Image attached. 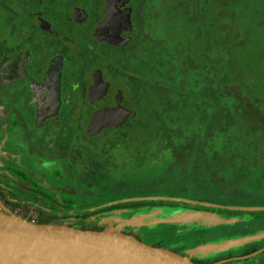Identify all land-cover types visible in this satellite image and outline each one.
I'll use <instances>...</instances> for the list:
<instances>
[{
	"label": "flooded vegetation",
	"instance_id": "flooded-vegetation-1",
	"mask_svg": "<svg viewBox=\"0 0 264 264\" xmlns=\"http://www.w3.org/2000/svg\"><path fill=\"white\" fill-rule=\"evenodd\" d=\"M161 1L0 0V212L35 224L106 229L98 215L130 210L122 199L135 195L125 196L126 187L144 182L146 159L160 160L144 151L146 105L158 107V133L176 129L184 107L189 116L194 111L182 90L190 63L169 57V67L157 63L151 73L144 66L141 21L159 22ZM211 2L199 0L184 16L203 19L213 13ZM216 12L224 21L223 2ZM161 79L175 83L165 101L148 90ZM181 99L177 112L165 113L167 101ZM104 115L117 122L103 124ZM120 229L129 231L126 220ZM218 253L205 264H264V237Z\"/></svg>",
	"mask_w": 264,
	"mask_h": 264
},
{
	"label": "trees",
	"instance_id": "trees-1",
	"mask_svg": "<svg viewBox=\"0 0 264 264\" xmlns=\"http://www.w3.org/2000/svg\"><path fill=\"white\" fill-rule=\"evenodd\" d=\"M236 3L239 6L237 17L241 19L239 24L246 27L250 34H247L244 42L237 45L235 51L227 48L225 63L222 58H219L217 63H213L208 53L197 51L196 47L187 46L185 51H180V46L173 41V49L169 52L172 62H175L178 66L182 62L187 63L185 56L188 55L194 57L192 62L193 64L196 63L197 66L194 65L193 68L185 70L186 73H184L188 83L182 86V90L185 95L191 96L192 102L186 105L192 106L194 111L190 113V116L186 115L182 118L183 122L179 125L182 133L186 139L201 138L209 156L216 155L220 160L229 158L232 161L233 166L231 168L229 166L219 171V176L228 183L229 187L221 189L215 182H212L203 191V187L199 185V182H190L187 179L184 183H181L177 180L175 184H170L169 196L221 205L264 206V127L261 129L251 128L250 121L241 114L236 97L225 92L223 80L224 75L228 79V75L230 76L232 72L236 71L238 75L232 74L230 81L240 83L245 66L241 67L239 63H256L259 61L256 55L264 58V0H238ZM238 56L241 57V61ZM176 71L180 73L178 67ZM208 78L210 82L207 81ZM244 88L247 93L254 92L250 94H258L261 97L259 106L264 108V85L258 91H253L251 86L244 85ZM224 108L230 119L220 121L217 126L211 128L209 133L207 129L212 124L213 114L223 111ZM154 164L156 163L153 162V158L146 159V165L151 167V170H144L145 178L156 175L159 172L157 168L164 167V162H159V166ZM162 186H166V184L163 183ZM184 190L186 193L183 192ZM120 204L118 203L117 207ZM126 204L130 210L122 213L125 220L134 212H147L157 208L169 209V207L210 211L227 218H239L237 222L232 224L214 227H185L168 224H158L154 228L142 226L136 230L129 227L128 233H134L142 241L155 246L167 247L180 253H185L189 248L200 243L253 235L262 233L256 232L257 229H264V211L207 207L187 201L162 199L129 201L125 202ZM140 207L150 208L135 209ZM247 214L260 217L256 219L241 218ZM221 254L217 253L206 258L195 256L193 260L205 264L209 260L219 259ZM235 263L230 262L228 264Z\"/></svg>",
	"mask_w": 264,
	"mask_h": 264
},
{
	"label": "rangeland",
	"instance_id": "rangeland-1",
	"mask_svg": "<svg viewBox=\"0 0 264 264\" xmlns=\"http://www.w3.org/2000/svg\"><path fill=\"white\" fill-rule=\"evenodd\" d=\"M175 1H161L159 9L160 20L155 25L147 24L146 20L144 22L141 21L145 30L142 59L146 70L150 73L157 70V63L161 67L170 66L169 52L173 49L172 41L180 46V51H185L187 46L191 48L196 47L197 51H206L209 54V58L213 60V63H217V60L221 57L225 63L227 48L235 51L236 47H238L237 45L244 42L247 34H250V31L246 27L239 24L241 19L237 17L239 6L236 1L238 0H210L212 1L211 3H214V6H212L213 13L204 15L201 20L195 19L193 15L190 18L184 16L190 14V6L196 5L199 0ZM217 1H221L224 4V21L221 22L218 21L216 16ZM205 12L206 9L203 10V13ZM256 58L259 59L256 63H239L241 67L245 66L240 83L230 81L232 74L238 75L236 71L234 73L230 72L231 75H228V79L224 75L223 80L225 92L236 97L241 114L250 121L251 128L261 129L264 127V108L259 106L261 104V97L258 94H250L254 92L247 93L244 88V85L251 86L253 87V91H258L264 85V58L259 55H256ZM185 59L187 63H190V67L193 68L194 64L192 61H194V57L188 55L185 56ZM238 59L241 61L240 56H238ZM161 80L162 84L160 86L153 87L151 85L148 90L151 93L157 94L158 98L165 101L169 94L168 90H174L173 86L175 83L169 82V80ZM207 81L210 82L209 78ZM185 101V99H181L178 103L176 101H167L165 113L177 112L178 106L184 105ZM168 106L172 107L171 111ZM157 109L158 107H155L152 102L146 105V131L143 147L145 152L148 148H151L149 152L154 157L160 156V160L156 161V165L159 166V162H164V167L157 168L159 172L156 175L145 178L146 181L141 182L138 189H136L135 185L132 187L128 184L124 195L169 196L171 190L169 186L171 183L175 184L177 180L184 183L187 179L190 182H199V185L203 187V191L212 182H215L221 189L229 187L228 183L219 176V171L229 166L231 168L233 166L232 161L229 158L220 160L216 155L209 156L205 150L203 140L201 138L186 139L180 126L174 130L163 128L158 133L156 124L160 117V112ZM184 110L189 115L191 108L184 107ZM186 112L183 111L182 115H186ZM213 115L212 124L207 129L209 133L211 128L217 126L220 121L230 119V116L225 113V108L223 111L215 112ZM160 140L161 145H157V142ZM168 152H170V155L167 160ZM144 170L150 171L151 167H147L145 164ZM163 183L166 186H162ZM183 192L186 193L185 190ZM122 215L119 210H116L104 217L99 215L98 217L101 218L100 221L102 223L106 224V229L121 231L120 228L123 221H125Z\"/></svg>",
	"mask_w": 264,
	"mask_h": 264
},
{
	"label": "water",
	"instance_id": "water-1",
	"mask_svg": "<svg viewBox=\"0 0 264 264\" xmlns=\"http://www.w3.org/2000/svg\"><path fill=\"white\" fill-rule=\"evenodd\" d=\"M101 118L105 120L103 124L117 122L114 116L104 115ZM98 119V116L93 118V127ZM157 199L237 210H264V206L221 205L174 196H134L122 201ZM235 221V218L210 211L157 208L134 212L126 220V226L154 228L158 224H168L214 227ZM262 237L264 232L205 242L180 253L146 243L133 233L75 228L66 224H35L17 215L0 212V264H200L193 260L194 256H209Z\"/></svg>",
	"mask_w": 264,
	"mask_h": 264
}]
</instances>
